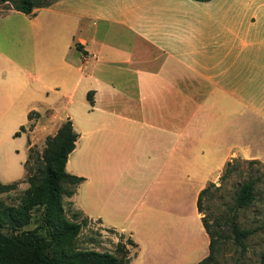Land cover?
Segmentation results:
<instances>
[{
    "label": "crops",
    "instance_id": "1",
    "mask_svg": "<svg viewBox=\"0 0 264 264\" xmlns=\"http://www.w3.org/2000/svg\"><path fill=\"white\" fill-rule=\"evenodd\" d=\"M42 14L45 70L32 79L79 135L71 205L128 235L131 264H198L210 254L200 192L229 162L264 164V0H57ZM52 120H10L9 135L25 127L29 158L62 126Z\"/></svg>",
    "mask_w": 264,
    "mask_h": 264
},
{
    "label": "rangeland",
    "instance_id": "2",
    "mask_svg": "<svg viewBox=\"0 0 264 264\" xmlns=\"http://www.w3.org/2000/svg\"><path fill=\"white\" fill-rule=\"evenodd\" d=\"M14 1L17 0H7L0 4V160L10 161L12 165L10 172L0 174V183L10 184L21 181V184L17 190L0 195V202L19 206L29 188L25 180L27 174L23 161L28 158L26 149L31 136L25 133V129L21 139L10 137L11 123L9 124V121L25 123L32 114L28 126L32 131L35 122L39 119L51 121L52 116L55 115L56 118L52 121L60 126L69 118L67 111H46L45 97L37 89L39 81L37 83L32 79L35 77L41 80L45 70L42 68L43 62L40 56L46 49V40L44 36H40L43 34L40 30L46 27L48 20L44 14L32 17L14 10ZM36 1L40 4H47L54 0ZM55 134L56 131L47 130L38 135L35 145L30 147L33 148L35 155L43 152L47 138ZM231 168V176L217 181L202 200V218L215 233L217 241L214 264H262L264 256V164L260 162L250 164V161L234 160ZM248 180L256 182L255 202L250 207L237 210L235 208L236 193ZM64 207L68 219H72V213L79 212L71 205L69 199L64 201ZM40 214V211H34L31 224L24 230L34 229L40 221ZM234 214L237 215L236 222L240 228L251 231V235L244 241L245 249L240 248L234 239L231 228ZM84 218L86 217L80 216L78 220L81 221ZM189 229L190 241L194 240V244L199 242L193 227L189 226ZM120 234L122 233L90 222L81 230L76 245L81 250L114 252L115 246L121 240ZM128 238L129 236L125 235L123 241Z\"/></svg>",
    "mask_w": 264,
    "mask_h": 264
},
{
    "label": "trees",
    "instance_id": "3",
    "mask_svg": "<svg viewBox=\"0 0 264 264\" xmlns=\"http://www.w3.org/2000/svg\"><path fill=\"white\" fill-rule=\"evenodd\" d=\"M5 1L7 0H0V4ZM55 1L57 0L53 2ZM53 2L40 4L36 0H17L13 2V9L32 16L36 9L48 7ZM88 100L90 104H94L92 93L88 94ZM21 131H25V127H21ZM19 135L20 132L15 136ZM78 138L73 122L68 119L54 136L47 138L42 153L35 155L33 148H30L29 158L25 163L27 172L25 180L29 188L21 204L13 206L0 202V264H131V247H136L137 244L130 237L123 241L124 234H120L121 240L115 246L114 252L81 250L76 245L77 238L81 230L88 225L89 219L79 221L78 218L84 216L81 212L72 213V219H68L64 201L71 199L85 181L84 178L71 175L66 170L69 156L75 150ZM231 166L232 162H229L221 180L231 176ZM20 184L21 181L0 183V195L17 190ZM213 186L214 183H211L198 196L197 207L200 214L202 200ZM255 199L256 182L248 180L236 193L235 208L240 210L250 207ZM34 211L41 213L38 225L32 230H24L31 224ZM236 219L237 215L234 214L231 222L234 239L240 248L245 249L244 241L251 235V231L241 229ZM202 221L210 237V254L198 264H214L217 243L215 233L211 231L204 218Z\"/></svg>",
    "mask_w": 264,
    "mask_h": 264
}]
</instances>
